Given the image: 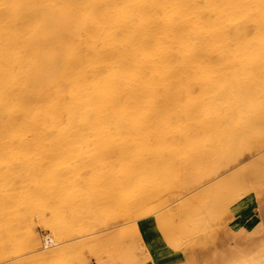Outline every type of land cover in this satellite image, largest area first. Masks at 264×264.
Here are the masks:
<instances>
[{"label":"bare ground","instance_id":"1","mask_svg":"<svg viewBox=\"0 0 264 264\" xmlns=\"http://www.w3.org/2000/svg\"><path fill=\"white\" fill-rule=\"evenodd\" d=\"M68 7L67 36L54 24ZM54 34L67 54L48 79ZM263 107L264 0H0V179L15 166L30 199L67 194L87 165L113 193L209 153L232 165ZM259 158L210 191L250 178L257 192ZM40 242L45 257L66 252L56 234Z\"/></svg>","mask_w":264,"mask_h":264},{"label":"rangeland","instance_id":"2","mask_svg":"<svg viewBox=\"0 0 264 264\" xmlns=\"http://www.w3.org/2000/svg\"><path fill=\"white\" fill-rule=\"evenodd\" d=\"M76 16L77 10L68 7L54 27L67 36L76 34ZM49 38L60 57L57 53V57L47 58L48 79L59 72L60 60L67 54L59 46L57 34ZM257 120L258 124L264 120V107ZM260 123L262 126L264 121ZM261 126L252 139L259 141H252L254 145L238 157L234 154L229 167L209 153L206 169L198 160L197 164L167 165L153 179L116 188V193L112 192L115 181L97 179L93 173L96 167L87 165L80 176L63 180L71 184L67 194L30 199V182L18 179L16 167H10V175L0 179V264H144L150 256L149 242L158 236L168 248L183 254L184 264L188 259L190 264H264V221L259 210L264 204ZM257 156L263 169L258 176L262 180H254L256 193L246 191V185L253 183L250 178L244 181L246 190L242 182L234 185L231 181L232 187L226 183L222 192L210 191L221 177L231 176ZM218 166H222L220 171ZM202 167L206 177L200 174ZM172 169L178 173L170 174ZM256 214L263 224L259 231L255 228ZM48 234H56L64 254L50 250L45 257L44 242L40 241Z\"/></svg>","mask_w":264,"mask_h":264},{"label":"crops","instance_id":"3","mask_svg":"<svg viewBox=\"0 0 264 264\" xmlns=\"http://www.w3.org/2000/svg\"><path fill=\"white\" fill-rule=\"evenodd\" d=\"M254 192L256 193V191ZM259 210L262 215V219L264 221V204L260 206ZM256 216L257 217L254 218V221L257 223L255 228L259 231L262 229L261 226L263 224L261 221L262 219H259L257 214ZM149 253H150L149 259L144 264H184L185 263L183 254L176 250H171L170 248H168L166 246V243L162 241L160 236L149 242ZM188 264H190L189 259H188Z\"/></svg>","mask_w":264,"mask_h":264}]
</instances>
